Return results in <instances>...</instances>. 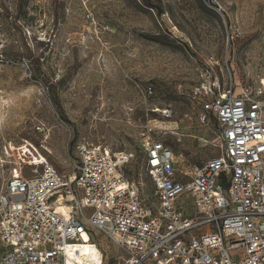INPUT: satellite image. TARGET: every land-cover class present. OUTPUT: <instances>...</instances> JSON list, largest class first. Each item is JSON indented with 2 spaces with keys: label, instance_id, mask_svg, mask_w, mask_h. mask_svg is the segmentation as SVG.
<instances>
[{
  "label": "rangeland",
  "instance_id": "1",
  "mask_svg": "<svg viewBox=\"0 0 264 264\" xmlns=\"http://www.w3.org/2000/svg\"><path fill=\"white\" fill-rule=\"evenodd\" d=\"M211 62L261 83L264 0H0V191L16 166L70 173L80 141L133 152L126 173L144 199L146 138L182 165L205 163L220 153L219 125L193 88ZM87 237L105 264L125 257L102 230Z\"/></svg>",
  "mask_w": 264,
  "mask_h": 264
},
{
  "label": "built area",
  "instance_id": "2",
  "mask_svg": "<svg viewBox=\"0 0 264 264\" xmlns=\"http://www.w3.org/2000/svg\"><path fill=\"white\" fill-rule=\"evenodd\" d=\"M216 67L202 68L193 97L218 121L219 154L182 165L146 138L145 199L126 173L135 154L102 143L78 142L68 174L16 166L0 191V264H67L69 246L97 245L84 236L93 227L123 251L119 264H264V79L238 92L232 70L227 79Z\"/></svg>",
  "mask_w": 264,
  "mask_h": 264
},
{
  "label": "bare ground",
  "instance_id": "3",
  "mask_svg": "<svg viewBox=\"0 0 264 264\" xmlns=\"http://www.w3.org/2000/svg\"><path fill=\"white\" fill-rule=\"evenodd\" d=\"M241 87L242 83H239L238 92L241 90ZM160 124L163 125L165 124V122H161ZM170 124L171 122L168 121L167 127L175 128L172 127V125ZM84 236L87 239V235ZM68 254L70 257L67 261V264H100V256L101 254L103 255V252L98 245H94L91 242H87L69 246Z\"/></svg>",
  "mask_w": 264,
  "mask_h": 264
}]
</instances>
